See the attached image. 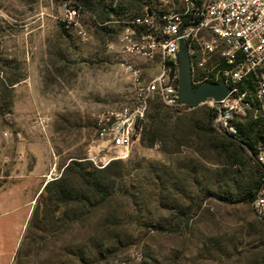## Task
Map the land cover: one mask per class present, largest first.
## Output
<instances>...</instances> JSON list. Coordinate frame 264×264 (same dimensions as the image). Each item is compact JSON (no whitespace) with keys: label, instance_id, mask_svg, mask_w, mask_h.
Returning a JSON list of instances; mask_svg holds the SVG:
<instances>
[{"label":"rangeland","instance_id":"374dc122","mask_svg":"<svg viewBox=\"0 0 264 264\" xmlns=\"http://www.w3.org/2000/svg\"><path fill=\"white\" fill-rule=\"evenodd\" d=\"M87 1L99 7L94 15L77 0H0V139L31 140L40 167L55 166L48 181L60 178L72 160L96 167L88 157L97 147V118L121 108L133 89L121 67L130 59L114 46L120 29L116 21L158 4ZM71 9L77 14L66 26ZM102 9L110 14L104 23ZM134 61L155 70L148 60ZM207 109L199 104L175 114L193 117L201 127L178 153L139 143L128 159L117 160L121 164L104 180L105 190L116 194L90 219L59 228L49 217L44 227L53 234L40 243L43 234L32 213L17 264H81L85 240L110 236L101 226L104 217L120 241L109 264H262L264 229L249 202L242 200L250 198L259 181L257 163L243 150H222L220 137L204 120ZM253 120L249 113L239 124L248 128ZM234 155L243 162L234 165ZM72 185L81 186L75 179Z\"/></svg>","mask_w":264,"mask_h":264},{"label":"built area","instance_id":"2783aa9c","mask_svg":"<svg viewBox=\"0 0 264 264\" xmlns=\"http://www.w3.org/2000/svg\"><path fill=\"white\" fill-rule=\"evenodd\" d=\"M125 10L120 13L129 14ZM133 12L116 21L120 29L114 43L117 54L130 59L121 67L132 83V95L121 108L97 118V147L88 157L97 168L129 158L142 140L154 100L179 109L180 41L189 48L194 87L223 81L230 89L220 102L200 103L214 111L217 131L236 134L240 119L249 113L264 123V0H158L155 8L145 5L140 14ZM76 14L75 9L67 10L66 26L74 23ZM135 59L148 60L155 70H145ZM256 160L264 170V144ZM250 206L264 221V178Z\"/></svg>","mask_w":264,"mask_h":264},{"label":"trees","instance_id":"16d2710c","mask_svg":"<svg viewBox=\"0 0 264 264\" xmlns=\"http://www.w3.org/2000/svg\"><path fill=\"white\" fill-rule=\"evenodd\" d=\"M140 0L130 2L131 6L136 5ZM77 4L83 10H87L93 15L98 10L97 5L91 6L87 0H77ZM141 13V12H140ZM137 12V14H140ZM110 14L103 9L100 10L99 18L102 23L109 20ZM196 107L180 105L179 109H171L164 106L160 100L156 99L151 103L150 110L147 114L144 125L141 145L146 148H153L156 145L161 147L163 153L175 154L184 146L191 142L193 135L199 134L200 123H195L193 117L176 116L181 110L194 109ZM214 111L207 109L204 113V120L208 126H211V132L220 137L219 144L225 152H233L234 149H240L249 155L250 160L256 161L259 147L264 144V123L261 121H251L248 128H243L239 124L236 134H227L217 131L212 125ZM190 129V130H189ZM234 165L243 162L238 156H230ZM121 164L119 161L110 163L107 167L99 169L93 167L88 161L72 160L64 167L63 173L58 179H54L46 184L43 192L38 198V207L33 211V219L40 224L42 231L41 237L38 238L40 243L47 240V236L53 234L52 231L46 230L48 226L47 218H54L59 228H69L73 224L90 219L93 214L103 210L106 203L110 202L116 192L113 189L105 190L104 180L108 178V173L112 167ZM257 171L260 174L259 181L254 187V192L249 193L250 198L242 200L248 201L249 204L260 188L264 170L257 163ZM78 180L80 187L71 184L73 180ZM40 200V201H39ZM231 203L240 202L239 200H228ZM105 218V217H104ZM102 218L101 226L104 231L110 235L107 238L96 239L89 237L80 250L79 261L81 264H109V260L117 253L119 239L114 236L115 229L112 224ZM258 219V218H257ZM259 224L264 229V221L259 220ZM100 226V227H101ZM114 226V225H112ZM99 228V227H98ZM98 228L95 230L98 231ZM169 231L174 229L170 226ZM264 264V261L263 263Z\"/></svg>","mask_w":264,"mask_h":264},{"label":"crops","instance_id":"0c3cea01","mask_svg":"<svg viewBox=\"0 0 264 264\" xmlns=\"http://www.w3.org/2000/svg\"><path fill=\"white\" fill-rule=\"evenodd\" d=\"M0 144L5 147H0V264H17L34 206L55 166L40 167L31 140L0 139Z\"/></svg>","mask_w":264,"mask_h":264},{"label":"water","instance_id":"95a60500","mask_svg":"<svg viewBox=\"0 0 264 264\" xmlns=\"http://www.w3.org/2000/svg\"><path fill=\"white\" fill-rule=\"evenodd\" d=\"M179 84H178V104L196 107L207 99L220 102L227 98L230 89L223 82L210 83L202 82L197 87L192 84L191 58L188 45L180 41L177 56Z\"/></svg>","mask_w":264,"mask_h":264}]
</instances>
